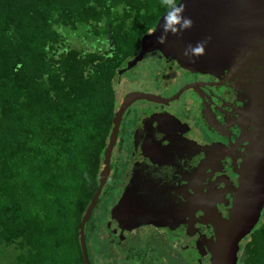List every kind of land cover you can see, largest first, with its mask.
<instances>
[{
  "label": "trees",
  "instance_id": "16d2710c",
  "mask_svg": "<svg viewBox=\"0 0 264 264\" xmlns=\"http://www.w3.org/2000/svg\"><path fill=\"white\" fill-rule=\"evenodd\" d=\"M165 10L161 0H0V264H83L78 225L97 188L118 70ZM91 217L84 239L96 264ZM236 264H264V211Z\"/></svg>",
  "mask_w": 264,
  "mask_h": 264
},
{
  "label": "flooded vegetation",
  "instance_id": "af4514ba",
  "mask_svg": "<svg viewBox=\"0 0 264 264\" xmlns=\"http://www.w3.org/2000/svg\"><path fill=\"white\" fill-rule=\"evenodd\" d=\"M143 59L158 62L152 74L159 78L135 85L117 101L116 110L130 92L154 98L132 102L119 122L106 180L116 182L111 187L116 201L105 222L107 252L119 251L118 264H210L206 247L215 240L212 223L219 216L227 219L257 130L249 89L254 81L227 70L190 72L157 50ZM120 157L116 165L112 158ZM130 181L136 190L146 189L141 195L157 199L152 208L168 217V226L148 223L117 234L113 212Z\"/></svg>",
  "mask_w": 264,
  "mask_h": 264
},
{
  "label": "water",
  "instance_id": "95a60500",
  "mask_svg": "<svg viewBox=\"0 0 264 264\" xmlns=\"http://www.w3.org/2000/svg\"><path fill=\"white\" fill-rule=\"evenodd\" d=\"M184 15L192 26L178 35H168L164 43H157L161 15L153 29L140 39V49L129 59L118 76L139 63L144 55L157 50L166 61H173L190 72L216 75L227 70L248 75L254 84L249 88L258 117L257 130L248 156L240 171L238 188L234 192L227 219L220 216L212 223L215 240L206 247L210 264H236L239 243L259 221L264 204V0H181ZM205 41L203 55H183L186 45ZM140 99L154 100L151 95L127 93L111 119V131L103 150L102 168L98 184L78 225V240L83 264H90L86 252L84 226L90 219L110 172L111 150L115 144L119 122L125 109ZM139 187V186H138ZM135 189L130 181L123 198L113 212L112 226L117 234L123 228L143 224L168 226L165 215L157 216L154 196H145V188ZM137 192V193H136ZM139 193V195H137ZM161 220V222H159ZM162 223V224H160ZM203 251V249H200Z\"/></svg>",
  "mask_w": 264,
  "mask_h": 264
},
{
  "label": "rangeland",
  "instance_id": "374dc122",
  "mask_svg": "<svg viewBox=\"0 0 264 264\" xmlns=\"http://www.w3.org/2000/svg\"><path fill=\"white\" fill-rule=\"evenodd\" d=\"M156 62L155 60L148 59L144 60L142 59L139 63H137L135 66H133L130 70L126 71L125 74L122 75L120 78L119 86H118V92L119 95L127 91L128 89H134L135 85H141V84H147L149 82H154L159 77H156L152 74L154 70H156ZM153 66V67H152ZM154 68V70H153ZM158 82V81H156ZM136 88H139L136 86ZM114 163L116 165L121 164L122 158L114 159ZM112 160V161H113ZM117 168H113V171H116ZM116 184V182H113L109 180L105 183L101 194H100V200L95 205V207L92 210V217L90 223L94 225L95 228V239L94 237L88 236V249L91 254V259L94 262V254L96 256V264H118L119 259L121 258V254H119V251L117 249H114L112 251V255H110L111 252H107V245L109 242L105 239L107 234L110 233V229L105 225L106 221L110 219L109 210L113 207L116 201V194L112 193L111 187L112 185ZM143 229L142 231H144ZM141 231V232H142ZM148 232V231H144ZM168 237H173L174 235L167 234ZM95 241L97 251L94 253V246L93 242ZM109 246V245H108ZM14 248L8 247L6 251L3 253L5 258H8L10 261L13 259L14 254ZM174 256V254H173ZM1 261V260H0ZM1 263V262H0Z\"/></svg>",
  "mask_w": 264,
  "mask_h": 264
},
{
  "label": "clouds",
  "instance_id": "9594fccd",
  "mask_svg": "<svg viewBox=\"0 0 264 264\" xmlns=\"http://www.w3.org/2000/svg\"><path fill=\"white\" fill-rule=\"evenodd\" d=\"M162 6L166 9L160 23V35L156 37L157 43H164L168 35H178L186 29L191 28L192 20L184 15V4L181 0H161ZM155 29H153L154 31ZM205 41H197L195 45H186L183 55H203Z\"/></svg>",
  "mask_w": 264,
  "mask_h": 264
}]
</instances>
